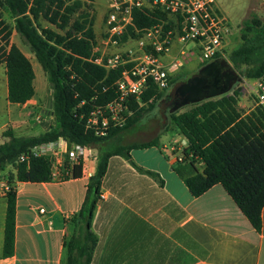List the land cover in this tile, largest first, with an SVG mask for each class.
Masks as SVG:
<instances>
[{
	"label": "trees",
	"instance_id": "trees-1",
	"mask_svg": "<svg viewBox=\"0 0 264 264\" xmlns=\"http://www.w3.org/2000/svg\"><path fill=\"white\" fill-rule=\"evenodd\" d=\"M0 6L7 8L14 20L15 32L30 48L48 78L56 121L52 131L38 136L18 137L6 130L3 137L8 140L0 144V172L36 145L65 139L95 148L98 151L95 173L76 214L79 230L66 245L68 264H93L97 237L91 231V219L101 199V186L110 159L119 156L130 159L132 150L158 146L159 137L136 142H126L125 137L160 101H166L169 94L151 84L142 96V105L131 102L133 115L124 127L111 129L105 137L97 136L86 127L87 116L95 105H104L116 98L115 83L122 75V68L107 71L93 62L94 17L84 9L83 0H0ZM133 18L135 26L144 29L166 20L167 15L161 10H135ZM43 22L57 30L44 27ZM11 33L0 22L3 41L0 63L6 69L7 100L11 104H25L35 94V74L29 58L11 43ZM240 35V45L229 53L228 60L237 70L239 81L241 78L253 81L264 75V23L253 17L244 23ZM212 61L202 63L201 68ZM179 79L170 78L169 84ZM241 95L240 89H233L184 106L170 116L189 143L184 160L195 163L200 159L204 164L202 173L185 180L192 196L200 197L213 186L221 185L259 232L264 206V112L256 106L243 115L239 108ZM16 169L20 182L51 180V165L45 157H32ZM80 175L78 167L74 176ZM7 199L3 255L9 257L15 247L16 193L13 189Z\"/></svg>",
	"mask_w": 264,
	"mask_h": 264
},
{
	"label": "crops",
	"instance_id": "crops-1",
	"mask_svg": "<svg viewBox=\"0 0 264 264\" xmlns=\"http://www.w3.org/2000/svg\"><path fill=\"white\" fill-rule=\"evenodd\" d=\"M259 6L255 5L251 18L259 19ZM242 26L238 33L233 32L232 26L226 50H234L232 45L241 41ZM103 35L104 31L101 36L96 35L95 41L99 42ZM176 51L174 44L171 55ZM28 58L35 74V94L30 101L9 103L7 77L0 79V144L8 140L3 137L6 130L18 137H31L56 127L48 78L34 57ZM173 58L163 60L170 62ZM194 59L200 66L197 71L201 69L198 57H189L183 65L188 75L197 72L190 71ZM1 65L6 72L5 64ZM180 69L174 70L171 78L180 76L176 75ZM244 103L242 97L239 108L247 115L255 107ZM150 116L153 119L155 115ZM155 137H159L157 147L132 150L130 159H110L100 191L105 199H99L91 219V231L97 237L93 264H264V206L258 232L221 185L193 197L185 180L202 173L203 162L184 160L189 143L173 121L170 125L163 123ZM169 146L175 149L174 153L164 149ZM136 150H142L143 160L135 158ZM178 157L183 158L181 162L175 161ZM88 183L81 176L61 183L20 182L17 170L11 166L1 171L0 264H68L66 245L79 230L76 214L84 202ZM6 186L16 193L15 247L9 257L3 255ZM40 209H45V213Z\"/></svg>",
	"mask_w": 264,
	"mask_h": 264
},
{
	"label": "built area",
	"instance_id": "built-area-1",
	"mask_svg": "<svg viewBox=\"0 0 264 264\" xmlns=\"http://www.w3.org/2000/svg\"><path fill=\"white\" fill-rule=\"evenodd\" d=\"M161 10L167 15L144 29L134 24L133 12ZM232 25L218 9L214 0H109V12L102 39L94 43L93 62L107 71L122 68L116 81V98L104 105H95L86 119V127L99 137L114 128H122L133 115L131 102L142 105V96L155 85L160 91L169 87L172 72L181 68L189 57L201 63L215 58L226 59V43ZM176 54L171 55L173 45ZM163 57H175L170 62ZM256 105L264 112V75L253 84ZM174 153L173 147H165ZM173 156V155H172ZM45 157L51 165V182L75 178L76 168L88 180L94 175L98 151L61 139L36 145L20 155L13 169L30 158ZM183 158H176L181 162ZM17 170V169H16ZM11 187L4 188L7 196ZM101 199L105 195L101 193ZM45 213V209H40Z\"/></svg>",
	"mask_w": 264,
	"mask_h": 264
},
{
	"label": "rangeland",
	"instance_id": "rangeland-1",
	"mask_svg": "<svg viewBox=\"0 0 264 264\" xmlns=\"http://www.w3.org/2000/svg\"><path fill=\"white\" fill-rule=\"evenodd\" d=\"M84 2V9L89 12L90 15L94 17V28L96 31V35L101 36L103 34V31H105V21L109 12V0H83ZM216 6L228 17V19L231 22V25L233 26L234 30L233 32L238 33L239 26L244 25L245 20H251L252 18V10L255 7V5L260 4L259 7L262 6V13H258L259 19L264 22V0H214ZM77 15L79 13L77 12ZM260 20V21H261ZM0 22H4L5 25H7L10 29L11 36L10 41L13 44H16L21 50H23L28 57H34L33 61L37 63L40 67L41 65L35 58L34 54L30 51V48L23 42L21 37L15 32L14 30V20L11 17L9 11L7 8L0 6ZM44 27L56 29L55 26H52L51 24L47 22L42 23ZM243 27V26H242ZM59 32H61L59 30ZM240 34V32H239ZM241 36V35H240ZM240 40H237L236 43H234L233 47H238L240 45ZM3 45L2 41V35L0 36V47ZM231 48V47H229ZM230 50H226V59L228 60V56ZM229 61V60H228ZM193 66L192 71H197L200 66L198 65V62L196 59L193 60ZM3 66L0 63V79H5L6 72H4ZM183 71V72H179ZM178 71L176 75L180 79L178 81L173 82L172 84H169V87L165 90L164 93L166 95L169 94L171 88L175 86L178 82L181 81V79L188 77L192 73H189V71L184 70V66L181 67V69ZM254 81L241 78V80L234 85L233 89H240L241 90V98L243 97V100H245L244 105L247 107L248 105H252L253 107H256V99L255 94L253 91V84ZM232 89V90H233ZM231 90V91H232ZM3 103L2 101V91H0V105ZM163 101H160V103L157 104L156 108L152 113H154V118L150 116L149 113L146 117H144L140 123L133 128V131L130 133V135H127L125 137L126 142H134V141H147L153 138L158 134V132L163 128V123L165 125H170L172 123L171 118V112L168 109V106H165L162 104ZM161 114L165 116L164 120H161ZM150 116V117H149ZM135 158L138 161L143 160L142 150H136L135 152Z\"/></svg>",
	"mask_w": 264,
	"mask_h": 264
},
{
	"label": "water",
	"instance_id": "water-1",
	"mask_svg": "<svg viewBox=\"0 0 264 264\" xmlns=\"http://www.w3.org/2000/svg\"><path fill=\"white\" fill-rule=\"evenodd\" d=\"M237 82H239L237 70L227 59L218 58L175 85L173 91H182L185 98L170 112L229 93Z\"/></svg>",
	"mask_w": 264,
	"mask_h": 264
},
{
	"label": "flooded vegetation",
	"instance_id": "flooded-vegetation-1",
	"mask_svg": "<svg viewBox=\"0 0 264 264\" xmlns=\"http://www.w3.org/2000/svg\"><path fill=\"white\" fill-rule=\"evenodd\" d=\"M238 83V82H237ZM236 83V84H237ZM175 86H173L169 92V98L164 101L162 104H164L165 106H168L169 111L176 105L181 103L184 98H185V94L182 91H178L175 92L173 91Z\"/></svg>",
	"mask_w": 264,
	"mask_h": 264
}]
</instances>
